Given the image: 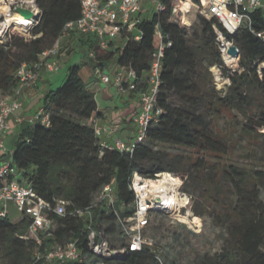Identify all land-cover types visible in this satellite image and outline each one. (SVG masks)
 I'll use <instances>...</instances> for the list:
<instances>
[{
    "label": "trees",
    "instance_id": "16d2710c",
    "mask_svg": "<svg viewBox=\"0 0 264 264\" xmlns=\"http://www.w3.org/2000/svg\"><path fill=\"white\" fill-rule=\"evenodd\" d=\"M36 1L41 18L34 34L40 36L26 40L10 30L8 40L0 41V95H11L19 83L16 71L20 65L37 62L39 54L52 46L64 25L80 16L81 0ZM164 2L167 8L162 14L150 15L138 24L142 33L139 40L125 39L118 47L110 42V47L102 50L94 36H77L81 46L94 51V62L70 64L63 83L44 94L41 108L48 113L50 123L45 126L35 121L18 130L12 161L22 179L38 195L47 200L66 199L70 202L69 208L94 206L98 224H104L108 232L118 237L116 213L100 202L105 185H113L115 210L123 218L131 214L135 201L129 188L134 172L144 177L172 172L183 181L185 191L189 181L203 184L201 196L211 198V204L220 206L210 213L214 225L225 226L229 249L223 254L225 263L210 257L196 264H264V203L261 200L264 169L248 170L230 164L218 167L207 159L208 156L224 157L231 151L226 138L213 129V119L224 112H233L242 117L241 132L264 163V66L258 72V65L264 62V43L252 32L264 28V10L258 8L250 14L252 29L242 26L229 34L217 19L202 18L190 36L183 21V25L180 22V13H171V1ZM189 3L184 1L182 9ZM156 23H160L162 33L169 34L171 40L162 58L157 94L161 113L148 126L146 141L136 145L133 151L101 148L94 126L88 122L100 113L95 94L81 77L80 68L89 64L93 70H106L115 61V68H132L137 79L145 80L151 55L161 42L154 33ZM213 25L239 49L238 70L229 72L223 66ZM204 63L219 65L222 76L229 79L224 94L213 87H204L200 74ZM145 86L146 83L142 85ZM173 97L178 103H173ZM163 146L191 149L196 157L189 159L172 154ZM225 190L234 197L233 202H220ZM192 210L196 214L205 212L195 207ZM57 222L55 240L59 241L79 236L83 227L81 220L70 216L57 217ZM27 229L28 222L23 216L15 221L0 218V264H32L33 253L37 249L44 251L49 241L37 247L32 239L23 237ZM81 243L84 239L80 240V246ZM156 256L145 245L141 251H128L121 258L104 259V262L161 264ZM162 264L168 263L162 261Z\"/></svg>",
    "mask_w": 264,
    "mask_h": 264
},
{
    "label": "built area",
    "instance_id": "2783aa9c",
    "mask_svg": "<svg viewBox=\"0 0 264 264\" xmlns=\"http://www.w3.org/2000/svg\"><path fill=\"white\" fill-rule=\"evenodd\" d=\"M170 1L171 13L184 15L180 11V5L186 0L182 2L179 0ZM190 1L192 5L189 11L196 8L207 20L217 19L229 34H234L242 26L252 29L250 14L264 6L263 0ZM17 8L29 10L32 17H24L21 12L17 11ZM166 8L167 4L164 0H81L80 16L64 25L52 46L39 54L37 62L20 65L16 71L19 83L11 95H0V218L9 217L8 209L11 204L28 222L24 238L32 239L37 247H41L45 240L49 241L43 252L37 249L33 253L32 264H62L66 262L106 264L104 259L122 257L128 251H141L148 242L143 233L150 226L153 214L162 213L163 197L137 189L135 181L137 177L142 180L137 185L142 186L144 181H159L165 174L172 175L179 182L176 190L182 195L188 196L182 190L183 181L172 172H157L153 177H144L134 172L129 182V188L133 192L135 200L133 209L131 214L121 218L115 210L114 187L112 184L105 185L100 193V202L106 209H112L116 213V223L120 228L118 237L116 233L108 232L104 224H98L94 206L69 208L70 202L66 199L53 197L51 200H47L38 195L33 187L22 179L21 173L12 161V149H8L3 141V137L9 135L12 130L11 114L22 106L20 100L22 89L34 87L40 80L43 71L53 72L58 69L54 58L59 55L64 40L72 36L92 35L97 39L98 46L102 50L109 48L110 42H123L129 38L139 40L142 33L138 24L149 18L150 13L151 15H160ZM145 15L147 16L145 17ZM15 16L19 19L13 21ZM40 18L41 10L36 0H0V41L10 30L15 31L26 40L40 36V34H34ZM180 22L182 24V17ZM213 28L220 42L219 49L223 57L227 46L233 43L226 40L215 25ZM22 30H26L28 34L22 33ZM252 32L257 39L264 43V28L252 30ZM154 33L161 39V42L151 55L146 79L139 80L134 69L121 67L114 82L119 93L134 91L139 96V110L131 117L135 133L129 142L120 138L114 142L101 141L102 128L93 125L101 148L116 149L120 152L133 151L136 145L146 141L148 126L156 121L161 113L157 104V94L161 82L162 58L165 49L170 47L171 40L169 34L162 33L160 23L155 24ZM88 55L93 58L94 51H88ZM261 64L264 66V62ZM260 70L261 68L258 69L259 74ZM105 71L99 68L93 70L94 75L102 84L110 82V75ZM226 82L230 83L228 78ZM144 83H146L145 88L142 87ZM33 121H39L45 126L50 123L48 113L41 107L36 111ZM118 128V125H114L109 131L115 133ZM8 153V158H5ZM156 198H160L161 201L157 202ZM188 205L189 197L187 204L177 206L178 211L183 208L187 209ZM66 216L81 220L83 224L81 232L77 237L61 241L55 240L58 228L57 217ZM82 239H84V243H81L82 246H80L79 243ZM156 258L162 264L160 256L157 255Z\"/></svg>",
    "mask_w": 264,
    "mask_h": 264
},
{
    "label": "rangeland",
    "instance_id": "374dc122",
    "mask_svg": "<svg viewBox=\"0 0 264 264\" xmlns=\"http://www.w3.org/2000/svg\"><path fill=\"white\" fill-rule=\"evenodd\" d=\"M182 5L183 3L181 4V12L184 13V15L181 14V17L184 28L186 27L185 29L191 36L194 29L200 25V20L205 17L201 15L199 10L196 8H192L189 11L192 4L189 3L188 7L185 9H182ZM150 15L151 13L149 16ZM146 16L147 15H145V17ZM7 40L8 33L3 38V42H6ZM122 43V41H117L113 44V46L118 47L122 45ZM58 58H68L67 63H58V67L61 65L65 67V64L94 62L92 57L88 55L87 48L80 45L76 36H73L72 38L70 37L62 42ZM239 58L240 56L237 58V67L229 68L225 64L222 57L223 66L228 69L229 72H234L240 68ZM114 62L115 61L111 62L106 67L105 71V73L109 74L111 78L112 75L110 72H112L113 68H115ZM82 67L83 66L80 68V75L83 79H85L87 70L85 67L82 69ZM262 67L263 66L260 63L258 65V69ZM213 69L217 70L219 73L218 76L215 75ZM208 72L210 74H208ZM200 74L203 78L204 87L206 89H211L213 87L220 94H224L226 92V88L229 84L226 82L227 78L222 76L221 67L219 65L207 66V64L204 63L201 66ZM108 86V84L98 82L96 83V86L91 87L93 91L95 90V99L101 108H105L107 106H111L113 108V104L110 105L108 101L102 99L100 94V89ZM172 101L173 103H178V100L175 97L172 98ZM242 121V117L233 112H224L222 116L214 117L213 129L226 138L227 142L231 145V151L224 157L208 156L207 159L210 163L217 165L218 167L223 164H230L248 170L264 169V163L259 160V153H255L252 150V143L249 142L250 140L241 132ZM163 148L169 153L179 154L189 159H195L196 157L195 151L191 149L173 146H163ZM8 156L9 153L5 156V158H8ZM202 189H204L203 184L192 181H189L187 191L184 190V186L182 185V190L188 196L185 198V195L179 193L180 204L177 201H173L172 214L168 216L163 213H154L150 221V226L144 231L143 234L148 240L147 246L154 250L165 263L196 264L201 262L202 258L207 260L210 257H216L219 261L225 263V257L223 254L229 249L226 228L224 225L217 226L212 222V213L215 209H218L219 205H216L213 202V204H211V198H203L201 196ZM188 197L189 205L186 207L187 209L183 208L178 211L177 206L187 204ZM233 198L234 197L230 194V192L225 190L220 197V202H233ZM261 200L264 203V194L261 195ZM194 207L198 210H204L205 212L203 214H196L195 211L192 210ZM8 215L13 221L17 220L21 216L11 204H9ZM196 220L198 225L193 222Z\"/></svg>",
    "mask_w": 264,
    "mask_h": 264
},
{
    "label": "crops",
    "instance_id": "0c3cea01",
    "mask_svg": "<svg viewBox=\"0 0 264 264\" xmlns=\"http://www.w3.org/2000/svg\"><path fill=\"white\" fill-rule=\"evenodd\" d=\"M262 9H264V6ZM67 60L68 58L60 59L58 56L54 58V61L57 63V65L58 63H67ZM69 65L70 64H65V67L61 65L56 71L53 72L43 71L40 80L34 87H25L22 89L20 97L22 106L11 114V133L3 137L4 144L8 149H12L18 130L34 122L33 117L36 111L41 107L44 94L49 89H54L63 83L66 78L67 67ZM82 66V69L85 67L87 70L86 77L83 80L88 84V88L93 91L91 87L96 86V83L100 81L94 75L93 68L89 64ZM119 73L120 68H113L112 72H110L112 78L110 77V82L108 83L109 86L102 87L100 89L102 99L108 101L110 105L113 104V108L111 106L101 108L97 103V111L100 114L92 117L88 121L89 123L102 128L101 141L114 142L116 139L120 138L125 142H129L135 133V126L131 121V117L139 110V96L137 92L134 91H128L126 93L118 92L114 82ZM114 125H118V131L115 133H110L109 130Z\"/></svg>",
    "mask_w": 264,
    "mask_h": 264
},
{
    "label": "bare ground",
    "instance_id": "6f19581e",
    "mask_svg": "<svg viewBox=\"0 0 264 264\" xmlns=\"http://www.w3.org/2000/svg\"><path fill=\"white\" fill-rule=\"evenodd\" d=\"M190 4L191 1L189 0ZM19 19V17L15 16L13 18V21ZM22 33L28 34L26 30H22ZM223 59L225 64L229 68H236L237 65V57L227 55L226 53L223 54ZM215 72V75L218 76V72L216 69H213ZM173 178L172 175L165 174L163 175V178L159 181H144L142 186H138L137 183L139 181H142L140 178H136V188L139 190H144L148 194H156L163 197V203L161 205V208L164 213L170 215L172 214V207H173V201H177L180 204V196L179 191L176 190V186L179 184V182ZM186 198V195H185ZM185 202V199H184ZM184 204V203H183ZM191 214V213H189ZM196 225H198L197 220L193 221Z\"/></svg>",
    "mask_w": 264,
    "mask_h": 264
},
{
    "label": "water",
    "instance_id": "95a60500",
    "mask_svg": "<svg viewBox=\"0 0 264 264\" xmlns=\"http://www.w3.org/2000/svg\"><path fill=\"white\" fill-rule=\"evenodd\" d=\"M17 11L21 12V14L24 17H26V18L32 17V13L29 10H26V9H23V8H17ZM226 54L227 55H230V56H235L237 58L240 56L239 49L234 44L227 46V48H226ZM156 201L157 202H160L161 199L160 198H156ZM162 213H164L163 210H162ZM164 214H166V213H164ZM116 258H121V257L120 256L113 257L112 259H116Z\"/></svg>",
    "mask_w": 264,
    "mask_h": 264
}]
</instances>
